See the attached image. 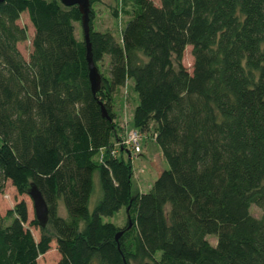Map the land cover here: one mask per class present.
<instances>
[{"label": "trees", "instance_id": "16d2710c", "mask_svg": "<svg viewBox=\"0 0 264 264\" xmlns=\"http://www.w3.org/2000/svg\"><path fill=\"white\" fill-rule=\"evenodd\" d=\"M94 1V94L76 6L0 3V194L6 182L19 195L34 184L55 264H264V0H120L132 8L117 36L91 27ZM21 13L33 29L27 59ZM126 84L131 128L151 130L167 165L134 195L109 102ZM94 178L100 198L89 210ZM120 209L121 228L102 222ZM5 217L0 264H37L50 239L24 227L38 224L23 201Z\"/></svg>", "mask_w": 264, "mask_h": 264}, {"label": "rangeland", "instance_id": "374dc122", "mask_svg": "<svg viewBox=\"0 0 264 264\" xmlns=\"http://www.w3.org/2000/svg\"><path fill=\"white\" fill-rule=\"evenodd\" d=\"M157 3V0H151ZM132 5L124 3L120 0H96L91 4L92 10V21L91 27L99 31H110L112 35L117 36L120 32L124 22L128 19L131 14ZM113 11L115 15H113ZM16 23L19 26H24L26 30V38L24 41L17 43V48L21 52L22 56L27 59V56L31 50L30 40L33 34V29L28 21L26 13H21ZM75 36L81 37V28L79 23H74ZM182 65L185 69L190 72L192 64V56L190 54V46H186L183 51ZM99 71L101 75H106V59L103 60L102 64H99ZM136 96L129 84L125 87L118 88L114 94L111 95L110 111L113 112V117L118 127V135L123 137L126 130L133 129L130 125L131 112L134 107ZM127 124L129 128L127 129ZM137 138L139 144V154H134L128 149H123L117 153V156L121 157L125 162H129L131 169V192L145 193L148 190L149 185L155 180L159 171L166 169L167 165L162 160L159 149L154 142L151 130L146 132H138ZM120 137V138H121ZM264 183V180H263ZM100 198V191L98 190L97 182L94 178L93 191L88 202V209L91 210L95 202ZM23 201L27 210V223L35 220L34 212L31 201L26 193L17 194L15 189L10 185L9 182L4 184V188L0 194V222L1 224H8L6 219V212L10 211L15 204ZM58 214L63 215V208L60 203L56 207ZM252 216H258V210L255 207L250 208ZM65 215V214H64ZM124 209H120L112 217L102 218V222H109L115 226L121 228L125 223ZM26 227L33 239L37 242L40 237H48L50 239L48 251L39 256L37 264H55L58 260V254L55 249L54 233L50 228L49 224H46L43 228L36 226ZM207 242L210 245H214L213 237H206ZM156 258L158 256H155Z\"/></svg>", "mask_w": 264, "mask_h": 264}, {"label": "water", "instance_id": "95a60500", "mask_svg": "<svg viewBox=\"0 0 264 264\" xmlns=\"http://www.w3.org/2000/svg\"><path fill=\"white\" fill-rule=\"evenodd\" d=\"M5 0H0V3ZM60 3L64 6H76L77 11L80 15L79 22L80 28L83 36V40L85 42L86 54L85 59L87 63V79L89 83L90 90L92 94L97 92L101 86V77L91 60L90 48L88 42V31H89V12H90V3L89 0H59ZM101 115L108 118L106 110L103 106L100 107ZM26 194L29 197L33 212L34 218L40 228H43L48 221V211L46 203L44 202L40 192L34 186V184L30 183L26 189ZM118 236V235H116Z\"/></svg>", "mask_w": 264, "mask_h": 264}, {"label": "built area", "instance_id": "2783aa9c", "mask_svg": "<svg viewBox=\"0 0 264 264\" xmlns=\"http://www.w3.org/2000/svg\"><path fill=\"white\" fill-rule=\"evenodd\" d=\"M139 136V133L135 129H128L126 130V133L123 137L120 139V145H122L123 148H126L130 151H132L134 154H139V144L137 141V138Z\"/></svg>", "mask_w": 264, "mask_h": 264}, {"label": "crops", "instance_id": "0c3cea01", "mask_svg": "<svg viewBox=\"0 0 264 264\" xmlns=\"http://www.w3.org/2000/svg\"><path fill=\"white\" fill-rule=\"evenodd\" d=\"M121 135H122V133H121L119 136L121 137ZM150 185H151V184H150ZM150 185H149V186H150ZM148 188H149V187H148Z\"/></svg>", "mask_w": 264, "mask_h": 264}]
</instances>
